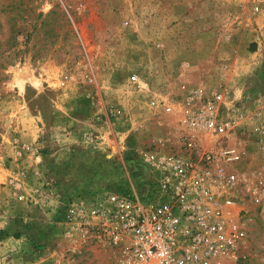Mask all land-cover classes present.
<instances>
[{"label": "rangeland", "instance_id": "1", "mask_svg": "<svg viewBox=\"0 0 264 264\" xmlns=\"http://www.w3.org/2000/svg\"><path fill=\"white\" fill-rule=\"evenodd\" d=\"M218 81L264 123V0H0V264H114L69 204L164 147L151 100ZM238 139L245 238L229 264H264V135Z\"/></svg>", "mask_w": 264, "mask_h": 264}, {"label": "built area", "instance_id": "2", "mask_svg": "<svg viewBox=\"0 0 264 264\" xmlns=\"http://www.w3.org/2000/svg\"><path fill=\"white\" fill-rule=\"evenodd\" d=\"M159 99L150 105L170 125L158 139L164 147L142 148L133 155L135 178L88 204L73 201L69 215L119 248L114 264H229L245 238L238 190L249 180L238 138L264 135V123L220 84Z\"/></svg>", "mask_w": 264, "mask_h": 264}, {"label": "crops", "instance_id": "3", "mask_svg": "<svg viewBox=\"0 0 264 264\" xmlns=\"http://www.w3.org/2000/svg\"><path fill=\"white\" fill-rule=\"evenodd\" d=\"M223 75L224 74H222L221 73V76L223 77ZM225 76V75H224ZM222 83L223 82H221V81H218V82H215V83H208V85L210 84V85H212V86H217L218 84H220V85H222ZM202 84H205V82H202ZM230 94V93H229ZM231 95V94H230ZM239 97H240V94H239V96H237V98L239 99ZM231 99H235L234 98V96L232 97L231 96ZM59 100H60V98H59ZM31 125H33V127L32 128H30V129H32L33 130V133H32V130L30 131V132H28V131H26V134L28 135V133H32L30 136L33 138V136H35V135H37V128L38 129H40V125H38L37 123L35 124V126H34V124L31 122V124L29 125V126H31ZM29 129V130H30ZM35 129V130H34ZM20 144V145H19ZM24 144H28L27 143V141H23V140H21V137L18 135V141L16 140V146L18 147V146H22V145H24ZM25 146V145H24ZM135 150L137 149V148H134ZM136 153H137V151H136ZM4 176V171L2 170V171H0V176Z\"/></svg>", "mask_w": 264, "mask_h": 264}]
</instances>
